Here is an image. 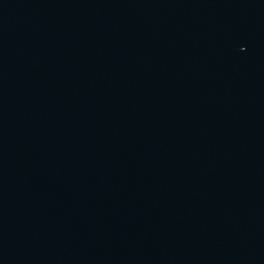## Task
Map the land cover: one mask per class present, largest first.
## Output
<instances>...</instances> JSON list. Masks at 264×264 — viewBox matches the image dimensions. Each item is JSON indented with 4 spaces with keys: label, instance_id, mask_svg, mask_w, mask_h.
I'll use <instances>...</instances> for the list:
<instances>
[{
    "label": "water",
    "instance_id": "obj_1",
    "mask_svg": "<svg viewBox=\"0 0 264 264\" xmlns=\"http://www.w3.org/2000/svg\"><path fill=\"white\" fill-rule=\"evenodd\" d=\"M0 264H264V0H0Z\"/></svg>",
    "mask_w": 264,
    "mask_h": 264
}]
</instances>
